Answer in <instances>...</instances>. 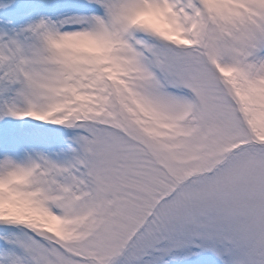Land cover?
I'll return each mask as SVG.
<instances>
[{"label": "rangeland", "instance_id": "obj_1", "mask_svg": "<svg viewBox=\"0 0 264 264\" xmlns=\"http://www.w3.org/2000/svg\"><path fill=\"white\" fill-rule=\"evenodd\" d=\"M116 1L0 0V264H264V0Z\"/></svg>", "mask_w": 264, "mask_h": 264}, {"label": "bare ground", "instance_id": "obj_2", "mask_svg": "<svg viewBox=\"0 0 264 264\" xmlns=\"http://www.w3.org/2000/svg\"><path fill=\"white\" fill-rule=\"evenodd\" d=\"M114 1H116V0H114ZM118 1L122 2V0H118ZM158 1H160V0H158ZM158 1H157V3L155 2V3L149 4L150 8H153L156 5H158V6L162 5V6H159V10L157 9V12L155 14V18H154V21H153L154 23L152 25V27H153L152 29H153L154 33H157V34H160V35H163L164 37H166L167 33H166V29L162 26V21H164L165 19L170 18V17L178 19L179 20L178 21L179 25L180 24H184L185 26H187V20L185 18V14L183 13L182 9L179 10V11L177 10L178 7H179V4L176 3V1L173 0L171 3H169L168 0H164V2H167L168 7L165 6V4H160ZM244 1L245 0H230V3L231 4L234 3L235 6L239 7L242 3H244ZM252 2H254V1L250 0V4ZM132 4L134 6V3H132ZM134 8L136 9V6H134ZM141 8L142 7H140V9ZM95 28H96V26L93 25L92 27H90L89 30L94 32ZM92 32H91V34H92ZM91 34L89 32H81L80 34H66L64 40L66 39V40L72 42V41H74L73 39H77L78 38V42L82 41V42H87L88 43V42L92 41V37H91L92 35ZM180 43H183V41L180 42ZM176 44H178V43H176ZM227 46L228 45L224 46V49H223L224 54H227L230 57H232L231 53L229 54V52H227V50L225 51V48ZM49 47L50 48L58 47V41L55 40L52 43L50 41ZM221 55H223V54H221ZM221 55H220V57H221ZM237 58L239 59V55L238 54H237ZM248 66L249 65H242L241 66V72H245L247 69H249ZM146 74H147V76L149 75L148 71H146ZM148 77H150V76H148ZM248 80H249V84H250V86L252 88H254L256 90L262 89V88L264 89V62H261L260 66L258 68H256V70L254 72H252L250 74V77H249ZM189 103H190L189 100L185 96H181V97L173 96L172 97V103H171L172 107L169 109L170 114L174 115L172 120L176 119L177 114L179 112L185 111L188 108ZM172 120H170V121H172ZM177 124H179L178 121H175L173 126H168V124L167 125L163 124L161 127H163L164 130H166L165 127L167 129H171L172 130V129L180 126V125H177ZM2 157H3L2 158L3 161H5L6 163H9V164H5V166L3 167V170L1 171L2 175H6L8 178L9 177L13 178V177H16L18 175L19 179L16 178V179H18L17 180L18 182H20V183H28L27 180H29V179H28V177L26 178V176H24V172H25L24 166H23L24 163H22V161H25V159H19V160H16V161L13 160V159H9L8 160L7 156L5 154H3ZM26 185H30V184L28 183ZM19 201H21V200H19ZM26 202H27V200L23 198L22 203L25 204Z\"/></svg>", "mask_w": 264, "mask_h": 264}, {"label": "trees", "instance_id": "obj_3", "mask_svg": "<svg viewBox=\"0 0 264 264\" xmlns=\"http://www.w3.org/2000/svg\"><path fill=\"white\" fill-rule=\"evenodd\" d=\"M144 152H146L147 151V149H146V147H143V149H142ZM149 219V218H148ZM0 226L1 227H5L6 225H4V224H0ZM13 227H15V228H17V229H19V227L17 226V225H13ZM34 232H36V231H34ZM37 233V232H36ZM35 235H37V236H40V234L38 235V234H35ZM35 243L37 242V243H39L38 241H36L34 238H31ZM135 239V238H134ZM133 239V240H134ZM132 240V241H133ZM51 241V240H50ZM131 241V242H132ZM82 257H83V255H82Z\"/></svg>", "mask_w": 264, "mask_h": 264}]
</instances>
